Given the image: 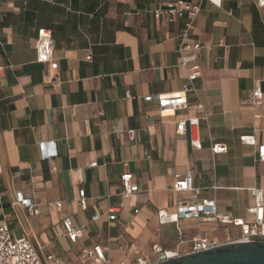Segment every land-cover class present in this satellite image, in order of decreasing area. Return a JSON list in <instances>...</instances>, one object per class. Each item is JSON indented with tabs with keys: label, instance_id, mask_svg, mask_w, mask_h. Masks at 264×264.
<instances>
[{
	"label": "crops",
	"instance_id": "0c3cea01",
	"mask_svg": "<svg viewBox=\"0 0 264 264\" xmlns=\"http://www.w3.org/2000/svg\"><path fill=\"white\" fill-rule=\"evenodd\" d=\"M174 1L0 0V222L6 215L12 234L28 237L43 264L49 254L79 264L80 250L95 244L110 245L113 264L135 255L153 262V245L184 255L197 235L220 238L225 229L212 232L213 224L157 221V211H172L183 198L171 186L173 175L187 170L200 198L252 220L249 189L264 190V162L239 137L264 145V6L184 0L200 5L192 37L202 45L199 77L188 82L177 52L182 21L152 14ZM40 29L51 33L49 64L37 61ZM185 85L184 109L161 112L156 101L142 100ZM257 90L259 98L252 95ZM189 118L199 119L200 149L190 146L188 130L176 133V122ZM47 141L55 155L42 160L39 143ZM213 144L226 153L214 155ZM123 174L139 193L121 195ZM80 189L85 209L77 203ZM17 193L33 200L36 215L13 205ZM117 205L115 221L90 222ZM80 225L84 235L71 243L65 235Z\"/></svg>",
	"mask_w": 264,
	"mask_h": 264
},
{
	"label": "built area",
	"instance_id": "2783aa9c",
	"mask_svg": "<svg viewBox=\"0 0 264 264\" xmlns=\"http://www.w3.org/2000/svg\"><path fill=\"white\" fill-rule=\"evenodd\" d=\"M209 2L217 7L221 0H200ZM259 7L264 6V0H256ZM200 13L199 3H192L184 0H177L165 5H158L152 12L155 19L163 18L168 23L182 21V27L178 35L179 64L186 71L188 82H192L199 77V66L196 63V53L202 49V45L193 39L194 21ZM35 50L37 61L43 64H49L53 59V46L50 31L40 29L37 31ZM89 60L90 58L87 57ZM190 87L185 85L180 93L156 94L143 97V101H156L161 112L165 109L175 111L187 107L186 93ZM253 97L259 98V90L253 92ZM125 97L131 99L127 91ZM200 108L201 106H197ZM198 118L183 119L176 122V133L183 135L187 130L189 132V143L192 148L200 149L201 144L198 135ZM128 138L134 137V131H127ZM239 141L256 147V161L264 162V145L257 146L254 136H241ZM40 156L46 160L55 155V143L53 141L39 143ZM47 149L50 152H47ZM211 152L216 154L226 153L227 148L222 144H213L210 147ZM96 166V163H90V167ZM1 170V167H0ZM122 191L121 195L129 197L140 192L137 183L132 182L130 174H123L120 177ZM171 191L183 195V198L174 207L172 211L159 210L156 218L159 225L174 224L177 225L180 220H195L199 223H209L214 225L212 232L222 231L220 238H209L207 233L197 235L189 240V251L186 254H194L206 251L210 248L220 247L241 242L264 241V190L259 188H250L249 194L253 199V205L247 209V213L252 216L250 222L236 219L229 214L221 213L217 210L214 199L200 198V189L193 184L192 172L185 171L184 174H174ZM77 203L81 209H85L84 190L78 191ZM19 208L25 209L29 215H36V204L32 199L24 198L20 193L15 194V202ZM57 206H60L59 204ZM121 205L110 206L104 215L94 214L90 222L99 221L103 216L108 222L116 220L115 213ZM137 213V210H134ZM237 229L238 234L234 235L231 229ZM85 225L71 228L65 235L71 243L77 242L84 235ZM178 244L183 242L181 231L177 228ZM59 236V235H58ZM120 246L119 249H124ZM109 244H95L80 250L78 255L79 264H113L109 257ZM151 253L155 256V261L151 262L140 255H135L129 263L121 261L116 264H155L165 262L170 259L180 257L177 250H164L158 245L151 247ZM185 255V254H184ZM49 264H67L60 255L49 254L46 256ZM0 264H43L38 251L33 242L26 236L16 238L9 229L7 216L4 215L0 222Z\"/></svg>",
	"mask_w": 264,
	"mask_h": 264
},
{
	"label": "water",
	"instance_id": "95a60500",
	"mask_svg": "<svg viewBox=\"0 0 264 264\" xmlns=\"http://www.w3.org/2000/svg\"><path fill=\"white\" fill-rule=\"evenodd\" d=\"M155 264H264V241L223 245Z\"/></svg>",
	"mask_w": 264,
	"mask_h": 264
},
{
	"label": "rangeland",
	"instance_id": "374dc122",
	"mask_svg": "<svg viewBox=\"0 0 264 264\" xmlns=\"http://www.w3.org/2000/svg\"><path fill=\"white\" fill-rule=\"evenodd\" d=\"M14 236H15L16 238H19V237H20V235H19V233H18L17 231H14Z\"/></svg>",
	"mask_w": 264,
	"mask_h": 264
}]
</instances>
